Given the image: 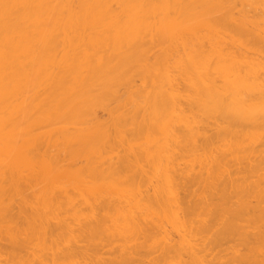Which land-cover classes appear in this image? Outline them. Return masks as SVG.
Here are the masks:
<instances>
[{
	"label": "bare ground",
	"instance_id": "6f19581e",
	"mask_svg": "<svg viewBox=\"0 0 264 264\" xmlns=\"http://www.w3.org/2000/svg\"><path fill=\"white\" fill-rule=\"evenodd\" d=\"M0 264H264V0H0Z\"/></svg>",
	"mask_w": 264,
	"mask_h": 264
},
{
	"label": "rangeland",
	"instance_id": "374dc122",
	"mask_svg": "<svg viewBox=\"0 0 264 264\" xmlns=\"http://www.w3.org/2000/svg\"><path fill=\"white\" fill-rule=\"evenodd\" d=\"M107 256V255H106Z\"/></svg>",
	"mask_w": 264,
	"mask_h": 264
}]
</instances>
